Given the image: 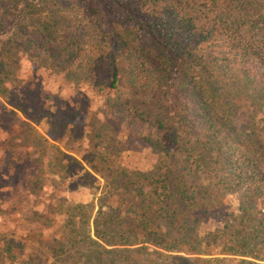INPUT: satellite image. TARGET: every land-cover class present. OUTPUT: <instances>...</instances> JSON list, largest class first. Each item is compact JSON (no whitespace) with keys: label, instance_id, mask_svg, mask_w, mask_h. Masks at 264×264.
Listing matches in <instances>:
<instances>
[{"label":"trees","instance_id":"1","mask_svg":"<svg viewBox=\"0 0 264 264\" xmlns=\"http://www.w3.org/2000/svg\"><path fill=\"white\" fill-rule=\"evenodd\" d=\"M20 55L144 125L143 144L181 170L175 182L161 164L131 174L104 158L92 143L102 124L78 133L94 152L85 162L46 144L39 125L76 137L57 118L59 92L30 99ZM28 133L40 158L24 183L14 141ZM46 145L55 151L44 169ZM15 178L23 191L50 188L62 220L46 234L1 221L0 264H264V0H0V216ZM103 181L121 185L115 208L97 197ZM84 189L91 201H69ZM129 191L135 202L122 210ZM229 196L223 229L201 233Z\"/></svg>","mask_w":264,"mask_h":264},{"label":"rangeland","instance_id":"2","mask_svg":"<svg viewBox=\"0 0 264 264\" xmlns=\"http://www.w3.org/2000/svg\"><path fill=\"white\" fill-rule=\"evenodd\" d=\"M18 73L19 77L22 78V83L25 84L26 82H29V84L27 83V89H29L31 94L30 99L34 98L39 100V98L45 97L53 91L60 93V100L55 103V107L60 109L59 117L57 118L67 119V121L69 120L68 123L71 125L76 138L71 135L67 136L66 133L61 135L56 133L55 137H52L47 133V125H44V127L39 125L40 136H44L47 139L45 142L46 144H48V142L57 144L65 151H69V149L73 148L78 159L85 162V159L93 158L94 152L90 149V142L88 145V142L83 138H80L78 133L83 134L85 138L86 133H90L89 126L102 124L105 129V131H103L105 137L100 141L101 134L97 141L96 138H93L92 143L98 142V144L100 143L107 147L110 153L104 154V158L110 159L111 155L114 154V163L122 168L129 169L131 174L140 172L150 174L154 171L155 167L158 168L161 164L163 165L162 171L165 169L169 170V172L171 171L169 177L171 184L175 182V177L181 173V170L173 165V160L161 158L162 156L153 153L143 144L141 137L146 132L144 125L130 124L126 122L125 119L120 117L115 111L106 107L104 105V99L101 96L94 94L88 85L81 84L77 88V86L73 84V81L69 80L71 78L65 76L63 73L51 74L44 68H40L31 63L22 55H20V70ZM20 96H23V91L20 92ZM46 102L50 103L51 101L47 100ZM77 115V124L74 125L71 121H75ZM33 136V133H28L23 140H21V138L14 141V145L16 147L18 146L23 151L19 159L22 160L24 158L25 160V164L22 168V172L25 173V175L23 177L21 176V180H23L24 183L27 182V179L25 178L27 173L32 174L35 171L32 166L33 159L39 157V153L35 154L37 149H34L36 138ZM46 146V153L41 160H38L39 164L43 163L44 169H47L48 163L51 165L53 161L52 156L54 155L53 151H55L53 147ZM89 151H91L92 154H88ZM101 151L104 150L101 149ZM32 153L33 155H31ZM48 173H52L56 176L53 169ZM43 176L46 178L51 177L48 176L47 172H45ZM122 177H128V174L125 176L121 175L120 178ZM48 180L50 182V179ZM12 181H14L12 185L10 180V185L8 184V186H11L12 190H17L10 191V195L6 197V201L9 203V205H7L8 214L0 216V229L2 227L1 221H4L6 225H9V231H11V228L14 225L19 223H22L24 227H31V230H42L44 234L51 231L54 232L56 228H59L58 226L61 225L62 216H55L54 214L57 205L51 189L47 188L48 190H45L44 192H38V190H29L30 192L23 191L18 179L16 180L15 178V180L12 179ZM31 182H33V180H31ZM104 183V181L101 183V191L97 193V197L103 195L104 199L107 196L105 205L115 208L118 205L120 195H124L123 190H119L121 185L115 183L114 186L109 185L110 189H108L107 184L105 185ZM44 185H46V182ZM18 188L21 189L19 190ZM31 188L33 189L34 186H31ZM136 194L135 191H129L125 194L126 205L122 206V210L128 208L130 202H135L134 197ZM235 198L236 196H229V198L222 203L220 209L218 208L211 217L201 223L198 227L199 231L201 233H214L216 230L223 229L225 222L223 217H221L220 210L222 209L223 211L232 205L230 201H234ZM91 200L92 194L85 189L81 192L76 190L69 193V201L87 203ZM138 201L139 198L136 200L135 208L137 207ZM136 210H138V208H136Z\"/></svg>","mask_w":264,"mask_h":264}]
</instances>
